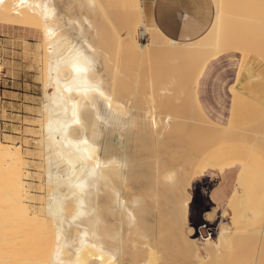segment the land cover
<instances>
[{"label": "bare ground", "instance_id": "6f19581e", "mask_svg": "<svg viewBox=\"0 0 264 264\" xmlns=\"http://www.w3.org/2000/svg\"><path fill=\"white\" fill-rule=\"evenodd\" d=\"M154 2L27 0L20 6L19 0H4L0 5V30L28 42L36 40L32 48L36 57H42L46 63L40 161L36 165L41 189L39 197L33 193L35 185L28 180L32 175L31 159L28 161L23 143L12 134L0 138V264H56L53 249L57 220L62 221L64 245L60 264H210L207 262L212 253H223L225 242L236 235L238 242L245 237L239 229H230L229 222H220L217 235L202 237L201 246L194 236L196 228L190 222L193 198L190 188L194 180L203 178L215 168L223 169L224 177L228 178V172L237 171L243 164L231 196L236 219L237 204L243 192L263 191L264 166L249 161L248 155L242 153L240 140H227L229 143L222 142L221 146L217 143V149L211 148L214 138L225 141L230 132L248 133L249 126L238 128L237 117L231 116L229 125L215 122L195 92L194 100L198 102L195 106L199 109L196 112L204 124L190 117L182 95V62L179 61L183 49L177 44V38L167 35L155 19ZM74 7L79 10L75 12H81L79 15H72ZM263 29L264 0H213L211 44L216 46L217 49L213 47L215 52L231 48L232 34L246 35L240 38V44L237 43L242 63L232 110L246 94V89L259 79L254 71L258 68H253L252 60L253 53L257 57L255 50H264V41H259L264 40V34L258 37ZM118 31L121 45L114 42ZM138 32L147 33L149 39L141 41ZM167 37L174 43L160 45L159 42ZM111 46L112 52H116L115 59L126 55L129 62H120L122 67L106 62L114 55L110 53L108 58L104 47ZM73 47L91 61V70L84 78L91 84H99L103 96L94 92L85 96L75 90L72 84L75 74L70 64L75 55ZM165 53L172 62H132L135 54L149 61ZM141 64H148L150 74L160 79L156 82L160 84L161 81V86H157L156 79L150 80L157 88L150 84L155 94L151 95L149 106L140 98V93V99L123 98L135 89L136 77L141 75L138 73L141 70L136 68L143 66ZM111 66L117 68L111 71ZM150 74L147 75L151 78ZM144 76L141 78H148ZM164 80L172 85L165 86L168 82ZM70 86L74 88L72 92L66 90ZM256 90L258 123L263 127L264 85H257ZM73 103L78 105L81 124H73L65 131L63 126L71 116ZM230 126L236 128L229 129ZM260 128L259 125L254 134L257 131L263 137L264 130ZM240 137L244 141L243 134ZM84 139L88 141L87 153L91 158L81 160L78 157L84 152V146L80 142ZM75 145H80L79 152ZM69 158L76 164L75 169L69 167ZM97 163L102 167L89 182L87 191L79 195V190L69 185L88 178ZM229 180L228 186H231ZM73 192L77 193L76 198ZM205 216L212 219L214 213L210 210ZM171 251L173 257L168 256Z\"/></svg>", "mask_w": 264, "mask_h": 264}, {"label": "rangeland", "instance_id": "374dc122", "mask_svg": "<svg viewBox=\"0 0 264 264\" xmlns=\"http://www.w3.org/2000/svg\"><path fill=\"white\" fill-rule=\"evenodd\" d=\"M250 3H248L247 5H249ZM152 5L153 4H151L150 6ZM74 8L73 10H71L73 11L72 15H75V14L79 15L81 13V12L77 13L79 12L78 10L79 7L77 6L78 9L77 8L74 9ZM75 10L77 12H75ZM123 32H125V29ZM262 33L264 34V32H261L260 35H258V37L261 36L262 38ZM166 34L169 35L168 33ZM245 36H246L245 34H238V33L232 34L231 39L229 40V42L231 43L230 45H232L231 48L229 49L226 48L227 49V50L225 49L226 51L223 50L220 53L215 52L217 48L216 46H212L211 44L212 43V23L208 27V29L198 37L185 38V39L177 38L176 40L177 44L181 46L183 49L182 51L183 55H182L181 60L179 61V62H182V65H180L182 66L181 67L182 69L180 70L182 72L181 73L182 95L184 97L183 99L184 102L188 105L187 107L189 108V111H190L189 113L190 117L195 122H198V121L201 122V123L198 122L200 125L204 123L202 121L201 115L199 113L197 114L196 112L199 109L196 107L198 106L196 104L198 102L196 101L195 103V100H194L195 97L193 95L194 92L195 94L197 92L202 105L204 106L205 110L210 114V116L213 119L223 124H229L230 116H234L235 118L237 117V120L239 122V124H237L239 129L247 127V126L250 127L248 128L249 130H251L250 135H248L249 130H248V133L245 132V134L243 133V131L241 132V134H236V132L238 133L239 131L237 130L236 132L233 131L234 133L233 132L228 133L229 138L228 137H227L228 139L224 138L226 139L225 141L223 140V138H222L223 141H219L221 140V138L220 139L214 138L216 140L212 139V145H211L213 146L211 147L212 149H214L215 146H217L216 145L217 143L219 145L222 142L224 143L228 141L238 142L240 140L242 143V147H241L242 153L245 155H248L249 159H252L256 165L264 166L262 164L264 163V138H263L264 134H263V137L260 132L258 134V132L256 131V133L254 134L255 129L257 127L259 128V125L261 128L264 127V126L263 127L261 126V123H258L259 114H258V111L256 110V101H257L256 86L264 85V81H263L264 80V67H263L264 66V63H263L264 62V50L259 51V52L255 50L254 52L256 53L257 57H255L253 53L254 57L252 60V65H253V68L254 67L258 68L256 70L254 68V71L257 73V78H259V79L254 80L256 81L254 82L255 84L253 83L254 88L251 87V88L246 89V94L242 96L239 104L235 106L234 110L231 109L232 102H233V95H234V90H233V93L231 91V84L235 81L236 74H238L239 67L242 63L241 62L242 53L241 52L239 53L240 48H238V46L241 43L239 42L240 38H243ZM119 37L120 35L118 31L116 33V38L114 39V42L117 45L122 44L121 39ZM138 38L141 41H147L149 39V36L147 33L141 34L140 32H138ZM167 39L163 38L162 41L159 42V44L162 46H169L174 43V40L172 39L170 40L168 37ZM261 40L264 41L263 38L259 39V41ZM26 41L27 40L17 37L16 34L0 30V61H1L0 62V107H1L0 138L4 139L9 134H12V137L14 136L13 138L23 143L24 150L28 152V158H29L28 161L31 159L29 161L30 163L29 167H31L30 173H32V175L30 174V178H28V180L32 181L33 185L35 186L37 185L36 187L35 186L33 187V193L34 195L38 196V194L39 195L41 194V189H39L40 185L38 184L39 177L37 175L36 165H38L39 164L38 161H40L39 137H40V131H41L40 123L43 117V114L41 111V104L43 100V91H44L43 85H44V81L46 78L45 76L46 63L44 62L43 59H41L42 57L41 58L36 57L35 49L32 48L34 47V44H36L35 43L36 40H31L29 42L28 41L26 42ZM237 43L239 44L237 45ZM213 47H215L216 49H213ZM111 48L112 46L110 48L104 47L105 53L106 55H108V58L112 53L114 55L113 56L114 58L112 57V59L111 58L107 59L106 62H110V63L115 62L117 67L118 66L122 67L121 63L123 62H129L126 58V55L124 57L118 56L117 57L118 59H115L116 52L115 53L114 51L112 52ZM134 56L136 59L132 62H172L171 58L166 53L161 56L158 55L155 58V60H149V61H144L137 54H135ZM256 59L258 60V62ZM117 62L118 63L121 62V63L117 65ZM187 62H189V65ZM115 63L113 65H115ZM259 63L263 64V66L261 65L262 68ZM141 65L143 66H139V67L136 66L137 67L136 69L141 70L142 72L141 71L138 72L141 75L140 77H136V83L134 81V83L136 84L134 85L135 93L133 90L131 92L132 94L134 93L133 95L130 93L128 96L123 97V98L125 100L129 99V101L135 98L137 99L141 98L142 100L144 99L145 102H148V106H149L151 104V99H150L151 95L155 92V91L153 92L154 88L152 86L153 85L156 86L155 83L153 84L152 81L150 80L156 79L154 80V82H156L160 79L158 78L157 80V78H154L155 74L152 72V70H151V73H153L154 76L153 74L152 75L150 74V66L148 64L146 65L141 64ZM145 66H147L146 67L147 69L145 68ZM257 66H260V67H257ZM111 67L113 68V66ZM140 67H142V69ZM115 68L111 69V71L115 70ZM152 69L154 68L152 67ZM144 70L145 72H143ZM257 70H260V71L257 72ZM135 72L137 75L138 74L137 71ZM143 74L148 76V78L142 79L141 77L144 76ZM147 74H150L151 78ZM156 77L158 76L156 75ZM139 78L141 81L139 80ZM148 79L150 83L148 82ZM212 79L214 80L215 83L216 82L218 83V85L216 83L214 86L215 88L214 91L219 94L218 102H219L220 108L217 110V114H213L212 112L213 111L212 109ZM138 81H140L139 83L142 82L143 84L137 83ZM166 81L165 83L167 82L168 83L165 84V86L167 85L170 87L172 84L169 83V81L167 82ZM158 82H156V84H159ZM150 84L151 85L153 84V85L151 86ZM148 85L150 89L147 87ZM157 86H161V81H160V84ZM157 86L155 88H157ZM206 87L210 88V90L207 93H205ZM236 87L237 85L236 86L233 85V88H236ZM137 91H139L138 94H137ZM139 93L141 94L140 98H139ZM144 97H146L147 100ZM225 111H227L228 114H226ZM193 115H194V118H193ZM228 128L230 129V128H236V127L230 126ZM261 128L259 130H264ZM242 134H243L244 141L242 137H240L242 136ZM260 135L261 137L259 138ZM239 137L241 139H239ZM217 176L218 174L212 175V170H210L207 172V174L203 178L194 180L193 185L190 188L193 193V198H192V202L190 205V211H191L190 212V222L196 228L194 236L198 237L199 239L198 242L200 246L202 245V240H203L202 237L209 236L212 234L213 235L217 234V231L219 230L218 224L223 219V216H221L219 219L217 218L214 219V223L208 224V227L202 226V224H200V221L203 220V213H204L203 211L212 205V200L210 198V189L212 188V185H214L218 181ZM263 180H264V175H263ZM262 193H264V189ZM250 208L253 210L261 209L260 205H257L255 204V202H253V199L251 200ZM246 210H247V207L244 208V211ZM228 216L229 218H227V220H230L232 222L230 223V229L234 228V231L236 229H239V231L243 234V237L244 235L245 237L243 238V240L242 238L241 239L239 238V242H238V238L236 235L233 238H231L229 241L225 242L226 245H223L222 250L224 249L223 253H225L226 255L224 256L222 251H220L221 253L219 252V254L218 252L212 253V257L207 263H210V264H264V210L261 212V215L258 216L257 218H254L248 221L244 220L245 222L241 221V216L239 213H238V218H236L234 222H233V217L231 215H228ZM246 225H248L247 228L250 226L248 228V231H247V228L245 231ZM197 228L198 230H200L199 232ZM249 229L251 230V232ZM243 230L248 235H246V233ZM243 242L245 243V245H243L242 247L241 245L244 244ZM246 242L247 243L249 242V245H247ZM227 243L229 244L227 245ZM236 243L238 244L237 246H236ZM236 248L238 249L236 250ZM239 248H241V251L239 250ZM225 249H227L228 252ZM168 256L173 257V252L172 251L169 252Z\"/></svg>", "mask_w": 264, "mask_h": 264}, {"label": "crops", "instance_id": "0c3cea01", "mask_svg": "<svg viewBox=\"0 0 264 264\" xmlns=\"http://www.w3.org/2000/svg\"><path fill=\"white\" fill-rule=\"evenodd\" d=\"M147 1H152V0H147ZM154 1H155L154 6L156 7V8L154 7V9H156L154 10L155 19L159 22L161 28L172 37L181 38V39L198 37L201 34H203L212 23L213 0H154ZM237 82H238V74H236V79L231 84L232 93H233V90H235V88H233V85L236 86ZM216 83L212 79V109H213L212 112L213 114H217V110L220 108L219 102H218L219 94L214 91L215 89L214 86ZM205 89H206L205 93H207L210 90L209 87H206ZM196 96L197 97L199 96L197 92H196ZM198 99L200 101L199 97ZM231 109H232V106H231ZM225 112L226 114H228L227 111ZM212 120L220 124H223L213 118ZM224 125H229V124H224ZM249 161L253 162L252 159H249ZM242 168H243V164H241L238 167V170L236 169L237 171L234 172V170H232L228 172V178L231 180H229L227 176L224 177V173L222 172L223 169H217V168L212 169V175L218 174L217 176L218 181L214 185H212V188L210 189V198L212 200V205H211L212 207L210 206L209 208H206L203 211L204 212L203 220L200 221V224L206 223L208 226V224L214 223V219L216 218L219 219L221 216H223V219L220 222H229L230 224L232 222L230 220H227V218H229L228 215H231L233 217V222H234L235 217H234V210L232 209V204H231V200H232L231 196L233 194L234 189L236 188L234 187V185L235 186L237 185V182L235 181H237L239 175L241 174ZM222 173H223V177H222ZM231 176H235L233 179H235L236 177L237 178L233 180ZM225 178H227V180ZM228 180L229 182L232 181L231 186H228L229 185ZM225 181H226V184H225ZM226 187H227V190H226ZM260 191L261 192H255V191L250 192L249 190H247L243 192V196L240 198L237 204V210H236L238 211L237 213L240 214L242 222L257 218L258 216L261 215V212L264 210V193H262V190ZM256 196H261V197L260 199L259 198L257 199ZM252 199H253V202H255V204L260 205V208H261L260 210H253L250 208V203ZM245 207H247L246 211H244ZM210 210H212L214 213V216L212 217V219L207 218L205 216V213ZM219 224H218V227H219ZM217 234H218V231H217Z\"/></svg>", "mask_w": 264, "mask_h": 264}, {"label": "snow or ice", "instance_id": "6c2138e0", "mask_svg": "<svg viewBox=\"0 0 264 264\" xmlns=\"http://www.w3.org/2000/svg\"><path fill=\"white\" fill-rule=\"evenodd\" d=\"M27 0H19L20 6H23L24 4H26ZM4 3V0H0V5H2ZM37 7H39V5H37ZM48 18V13H45V19ZM72 51L75 52V55L72 56L71 60H70V64H71V69L72 72L75 74L72 84L75 85V90L77 92L82 93L83 95L87 96V94L89 92H94L99 94L100 96H103L104 93L102 91H100V85L99 84H91L88 82L87 79H85L84 77L86 76V74L91 70V61L87 59V57H84L82 53H80L78 50H75V48L73 47ZM68 92H72L74 90L73 87H68L66 89ZM109 107H111V105H109ZM80 125L81 124V119H80V113H79V109H78V105L73 103L71 105V116L69 118V120H67L64 124V130L66 131L68 127H71V125ZM68 144L71 146L72 142L69 141ZM80 144H82L84 146V152L78 157V159H90V155L87 153V145H88V141L87 139H84L80 142ZM77 152L80 151V145H75ZM69 167L75 169L76 164L74 163V161L69 158L67 161ZM102 167L101 164L97 163L94 165V169L93 171L89 174V177L84 179V180H80L78 183L74 184V185H69L70 187H74L76 189L79 190V195H83L88 188V184L91 180L95 179V174L96 171H98L100 168ZM73 198L77 197V193L73 192ZM81 215L83 213H80ZM75 219V217L73 218ZM61 223L62 221L57 220L55 223V232H54V249H53V257L56 260V264H60V252L63 245V241H62V227H61ZM83 242V241H82Z\"/></svg>", "mask_w": 264, "mask_h": 264}]
</instances>
